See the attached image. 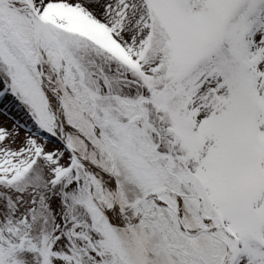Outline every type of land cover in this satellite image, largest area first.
Returning <instances> with one entry per match:
<instances>
[{
	"label": "rangeland",
	"instance_id": "374dc122",
	"mask_svg": "<svg viewBox=\"0 0 264 264\" xmlns=\"http://www.w3.org/2000/svg\"><path fill=\"white\" fill-rule=\"evenodd\" d=\"M31 1L44 21L69 29L63 43L81 69L82 87L65 66L56 80L62 92L67 85L73 93L63 100L66 120L80 135L68 136L71 143H82L86 157L104 167L108 150H117L129 169L146 172L136 173L146 194L170 184L202 194L207 203L200 211L243 239L235 264H264V0H195L192 7L181 0ZM2 9L9 34L12 12ZM13 25L28 31L21 21ZM51 47L52 67L60 70L56 46L45 53ZM18 55L0 35V91L12 93L0 97V264H115L118 258L100 251L97 217L84 203L90 184L93 197L103 193L106 200L113 187L99 171L83 170V181L68 173L71 157L37 132L28 116L38 108L33 81ZM154 97L162 100L151 106ZM139 99L142 129L131 123L125 132L121 104ZM159 196L179 203L174 195ZM184 203L195 207L192 198ZM155 207L158 235L178 242L175 217L161 203L147 204L144 219ZM183 219L190 230L208 223L188 213ZM197 243L194 256L180 253V264H217L233 241L214 231Z\"/></svg>",
	"mask_w": 264,
	"mask_h": 264
},
{
	"label": "trees",
	"instance_id": "16d2710c",
	"mask_svg": "<svg viewBox=\"0 0 264 264\" xmlns=\"http://www.w3.org/2000/svg\"><path fill=\"white\" fill-rule=\"evenodd\" d=\"M56 31L59 37L61 49L63 50L68 61V65L72 73L78 76V79H73V82L77 86L79 85L82 87L83 80L80 66L76 64L77 61L70 51L66 49L63 43L62 35L68 36L67 33H64L67 32V30L57 29ZM91 99L95 109L94 118L96 119L98 107L96 104L95 95L93 93L91 95ZM154 99L150 101L151 105L155 103ZM131 103L132 105L121 107L126 113V116L131 117L133 115H139L143 118L144 112L138 107L137 101L132 100ZM116 160H118L120 163L117 168V173L120 171V173L123 175L128 170L126 166L123 165L121 157L116 158ZM70 169L76 171V173L79 171L76 164H74ZM130 174L132 175V173ZM119 177L122 192L120 198L121 203H131L142 196V192L137 188L136 182L129 181L128 176ZM86 199L87 200H85L84 203L86 204L88 211L97 217L96 221H100L103 224L105 229L104 234L106 235L104 237L105 246L112 251L111 254L115 255V257L119 259L117 261H122L124 264H175L174 254L167 249L165 244L159 238L156 230L150 224L141 223L134 229L123 230L121 232L113 231V236H111L109 233V227L105 223L103 214L97 207H95V205L92 204L88 196ZM120 235L125 236L121 238ZM184 240L187 242L186 246L184 247L185 250L188 252L195 250L197 237H184Z\"/></svg>",
	"mask_w": 264,
	"mask_h": 264
},
{
	"label": "bare ground",
	"instance_id": "6f19581e",
	"mask_svg": "<svg viewBox=\"0 0 264 264\" xmlns=\"http://www.w3.org/2000/svg\"><path fill=\"white\" fill-rule=\"evenodd\" d=\"M6 1L11 5H15L19 7L24 6L23 0H6ZM0 14H3V10L1 6H0ZM29 20L31 24L34 27H36V21L32 15H29ZM51 44L53 45L56 44L55 37L49 25L46 24L43 26V29L37 38V51L39 54V63L42 67V71H43V75L45 79V88L49 96V100H48L49 109L53 114V126L56 132L57 139H62L68 136L74 137V136L79 135V133L66 123L64 109L60 108L61 102L68 96L72 97L73 93L67 85H65L66 91L62 92L60 86L57 84V81H56L59 78V76L62 74L63 61L61 59L59 60L61 64V67L59 70V69H55L54 67H52V64H50L44 58V52L47 49V47L50 46ZM37 62H38V58H37ZM96 133H97V130H96ZM86 171L96 172L97 170L86 167ZM101 175L103 176V180L107 184H111L110 179L107 176L103 174ZM163 191L167 192L166 190H163ZM138 207H139V204H138ZM131 212H132L131 208H121L119 212L110 210L108 211V218L113 225H116V226L128 225L129 224L128 217H130ZM226 263L227 261L225 260L224 264Z\"/></svg>",
	"mask_w": 264,
	"mask_h": 264
},
{
	"label": "water",
	"instance_id": "95a60500",
	"mask_svg": "<svg viewBox=\"0 0 264 264\" xmlns=\"http://www.w3.org/2000/svg\"><path fill=\"white\" fill-rule=\"evenodd\" d=\"M24 1H25V0H24ZM183 1H184L188 6H190V7L193 6V4H194V0H183ZM0 3L3 4V5H5V6H7V7H11L12 9H15V10H17V11H28V12L32 13V14L35 16L36 23H37V30H36L35 35H34V44L36 45V36H37L38 32L41 30V28H42V24H43V23H42L41 19L36 15L34 9L32 8V5L29 4V3H27V2L25 1V3H26V7L18 8V7H14V6L10 5V4H9L8 2H6L5 0H0ZM37 58H38V65H37V67H36V71H37V74H38V83L40 84V87H41V89H42V91H43V93H44V95H45V101L47 102V100H48V93H47L46 88H45V79H44V75H43V72H42L41 65H40V63H39V54H37ZM60 108H62L61 104H60ZM56 143H59V145H60L61 147H63V148L66 150V152H67V153H68V154H69V155H70V156H71V157H72V158H73L78 164H80V165H82V166H89V167H93V168H98L99 171L105 173L106 175H108V176L111 178V180L114 182V185H115V193H114V199H113V202H112V205H111L110 208H114L115 211H118V208H119L118 200H119V193H120V191H119L118 181H117V179H116V178L114 177V175H113V168H112L110 171H107V170H105L103 167H100V166H98V165L92 163L91 161H89V160L86 159L85 157L79 155L75 150H73V149L68 145L66 138H63V139L60 140V141H56ZM149 199H150L149 197H144V199H143L144 202H143V204H142L141 207H140L139 215H138L136 221H135L131 226H127V227H134V226L137 225V223H138V219H139V217H140V214H141V212H142V209H143V207H144V204H145L146 201H148ZM157 199L160 200L159 198H157ZM160 201H161V200H160ZM174 213H175V216H176V218H177V222H178V224H179V227H180L181 231H182L184 234L189 235L188 233H186V232L184 231V228H183L182 222H181V220H180V216H179V214H178L176 211H174ZM219 222H220L219 227H220L221 229H223L225 232H227V233L233 238V240H234L233 252H232V255H231V257H230V259H229V262H228V264H234L235 261H236L237 255H238V240H237L236 236H235V235H234L229 229H227L226 227H224V226L222 225L221 221H219Z\"/></svg>",
	"mask_w": 264,
	"mask_h": 264
}]
</instances>
